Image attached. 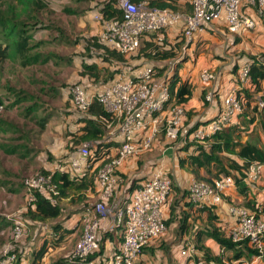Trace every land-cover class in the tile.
<instances>
[{"label": "built area", "instance_id": "built-area-1", "mask_svg": "<svg viewBox=\"0 0 264 264\" xmlns=\"http://www.w3.org/2000/svg\"><path fill=\"white\" fill-rule=\"evenodd\" d=\"M187 2L190 6L189 13L149 6L147 0H114L115 7L120 10L119 18L104 19L97 10L93 14V19L99 23L98 40L109 49L130 55L138 49L143 35L157 33V39L160 41L159 32L176 24H181L178 39L180 36L183 44L187 45L194 41L198 33L211 29L212 23L218 20L223 21L226 31L232 35L253 29L255 21L243 8L251 9L256 18L264 23V0ZM176 60L175 57L154 64H142L131 73L122 71L108 81L91 85V88L89 83H74L69 86L70 102L77 112L85 113L95 100L112 120L116 121L117 128L113 137L118 140L119 145L115 153L96 168L95 201L83 209L85 219L74 243L73 253L67 258L68 264H134L143 248L164 235L166 224L163 221V209L170 193L171 180L160 165L161 161L124 200L116 201L114 195L121 182L118 168L127 157L146 151L152 140L160 134L170 141L171 147L178 144L175 131L181 122L184 109L172 104L165 108L168 99L166 79L173 71ZM248 66L245 62L238 68L239 86L248 82ZM155 67L161 70L159 75ZM218 76V71L209 69H202L198 74L200 82L208 85L215 82ZM237 90L238 87H231L220 98V110L216 117L193 130L192 138L196 142L203 144L207 137L228 126L241 112L242 103L236 95ZM214 91H217L216 85H209L203 94V100L211 102L214 99ZM256 102L258 107H264V101L260 97L256 98ZM2 110L3 105L0 104V112ZM110 139V136H106L101 142L108 143ZM88 143L85 141L79 144L65 163V168L71 174H77L83 167L88 166ZM263 170V163H250L243 181L252 188ZM231 186L232 179L225 176L211 179V183L192 179L187 185L188 200L197 205L215 206L222 202L223 192ZM40 191L57 197L58 191L49 174L37 175L23 182L26 203L31 204L35 193ZM21 210L22 208L13 215L6 216L11 221L10 237L0 253V264H14L16 253L12 250L13 247L26 240L29 235L27 221L20 216ZM227 213L233 223L229 230L231 240H248L260 249L262 242L259 240L264 236V189L253 209L228 203ZM119 229L122 230V239L117 247L109 252L107 262H104L103 257L97 255L99 232L116 233ZM179 252L189 260L186 264H204L192 257L186 241ZM88 255L94 257L87 258Z\"/></svg>", "mask_w": 264, "mask_h": 264}, {"label": "rangeland", "instance_id": "rangeland-1", "mask_svg": "<svg viewBox=\"0 0 264 264\" xmlns=\"http://www.w3.org/2000/svg\"><path fill=\"white\" fill-rule=\"evenodd\" d=\"M17 1H11L14 12L15 9L16 11H22L24 7L19 6L20 4ZM102 1L45 0L47 6L40 9L35 8L30 3L28 8L24 7V9L26 11L32 9L34 14L31 16L35 17L37 22L33 23L32 18L26 19V21L19 18L28 25L25 27V33L30 36L29 53L37 54L38 62L22 67L18 60L14 61L11 59L2 64V69L0 70V101L3 106L7 107L13 102V96L15 98L18 97L19 101H21V97H25L23 99L25 100V95L36 96L34 97L35 102L31 101L33 98H27V101H21L10 108L9 112L6 110L0 112V123H3L0 128V253L5 244L9 242L10 237L11 221L6 216L13 215L18 209L24 207L26 203L23 182L26 179L43 174L39 172L41 169H53L57 165L65 164L79 145H73V137L68 131H74L77 124L75 121L80 116V113L69 104L67 93L71 84L82 82L85 79L88 82H94L89 78L81 77L79 72L81 71L82 62H99L98 58L94 56L96 51H91V57L88 58L86 56L89 52L85 51L84 40L92 35H97L96 30L97 27L99 29V23L95 22L93 14L96 13L95 9ZM67 8L70 11L77 10L78 12L76 14L75 12L66 13L64 9ZM179 11L189 13L190 9L189 11ZM2 12H4V8L0 1V16H3ZM20 16L18 14L15 17L18 18ZM94 26H96V29ZM147 36L149 35L145 37ZM160 37L162 38V35ZM201 41H205L202 46L203 49L200 47V42L197 45L193 44L187 47L189 44L184 45L176 37L170 41L171 44L179 43L178 47L175 48L178 61L176 60L174 63L173 69L179 67L183 70V73L187 74L188 71L186 70L196 60L194 52L199 50L202 52L201 57L203 56L204 63L207 59L218 63L216 68L206 66L210 70L218 72L223 67L231 71L236 68V65L241 66L248 61L250 54L254 57H259V59H264V53L252 46L251 43L247 42L250 45L247 47L237 45V38L235 36L233 38L232 35L228 37L226 32L217 40L213 39L211 41L210 38L206 37V39L202 38ZM4 43L10 45L11 41L9 38L5 39L0 33V44ZM44 55H49L51 59L45 62V58H42ZM60 56H65V58L60 59ZM39 58L44 61L41 62ZM126 59L128 61L118 68L121 71L125 69L129 72L142 64H147L144 60L138 59L134 53L128 55ZM184 59L188 61V64L185 66L179 65L178 62L181 61L182 63ZM103 66L104 69L108 68V65L104 64ZM101 80L102 82L105 81ZM40 86L43 87L44 92L39 91ZM49 88L53 89V91L48 92L47 89ZM18 90L23 91V93L18 92ZM50 93L53 98H50ZM33 103L40 105L39 111L34 114L35 116H32L33 114L23 116V111L28 106L33 105ZM43 114H48L45 129L41 133H36L34 119L36 116ZM239 114L234 117L236 122L243 118L244 110ZM262 120L264 123V118L261 119L257 114L254 122L247 127L245 132L247 136L241 137L242 143L247 137L250 143L264 150V126H262ZM171 145L160 134L152 140L151 146L146 151L127 157L121 165L122 167L126 166L128 171L123 172L119 168L117 172L121 181L118 187L124 186L130 180V176L134 174L150 172L161 160L168 164L170 173V168L175 165L178 157L176 145L173 148L170 147ZM88 146L91 151L94 150L92 143L89 142ZM169 147L172 149H169ZM9 148H12L11 152H7ZM99 164H96L94 168L96 169ZM261 180L264 183V170L258 182ZM81 202V200L77 199L75 191H68V197L59 201L62 213L57 218L58 221L66 220L67 214H73L72 211H75L73 208L79 206ZM23 218L27 221L29 235L25 241H22L26 247V254L21 257L20 263L28 264L31 257L30 252L43 239L48 238L50 240V228L56 219L32 223L26 217ZM69 221L71 222V220ZM81 224L82 222L80 225L78 223L79 226ZM174 232L175 225L172 224L169 228V233L173 234ZM78 237L79 233L77 232L75 236H70L60 241L57 247L49 248L42 257L41 264H68L66 260L73 253L74 243ZM49 243L51 244V242ZM261 247L264 248L263 244ZM175 250L172 246L170 247L169 240L163 239L161 236L150 246L143 248L141 255L136 261L139 264H185V258L180 255V250L178 248ZM212 253L222 254L224 260L225 257L227 258L231 255L228 251L221 253L219 249H215ZM180 257L184 258V262H179ZM241 264H264V261L258 257L246 255L242 258Z\"/></svg>", "mask_w": 264, "mask_h": 264}, {"label": "trees", "instance_id": "trees-1", "mask_svg": "<svg viewBox=\"0 0 264 264\" xmlns=\"http://www.w3.org/2000/svg\"><path fill=\"white\" fill-rule=\"evenodd\" d=\"M0 1L2 2L4 8V12H2L3 16H0V33L4 36L5 39L9 38V40L11 41L10 45L7 43L0 44V70L2 69V64L7 60L10 61L11 59L14 61L18 60L20 66L22 67L37 63L38 55L29 53L28 46L30 36L25 33V27L28 25H26L27 23H24V21L19 18H22L25 21L26 19L32 18L33 23H36L37 19L31 16L34 14L33 10L31 9L29 11H26L24 7L28 8L29 4L31 3L35 8H43L47 6L45 0H18L17 2L18 4H20L19 6L24 7L22 11H16L15 9L16 13L14 12V7L11 5L12 0ZM131 1L136 2L138 0ZM166 1L174 2V0ZM147 2L149 6H154L157 8L167 7L171 10H174V7L169 3H165L164 0H147ZM96 10L104 19L120 17V10L115 7L114 0H103L98 5L97 9H95V11ZM64 11L66 13L75 12V14L78 12L77 10L70 11L68 8L64 9ZM18 14H20L21 16L18 18L15 17ZM179 33L180 29L178 35ZM146 35L149 36L145 37ZM157 35V33H151L142 36L140 45L134 53L138 59L144 60L146 63L154 64L160 60H169L176 57L175 48L178 47L179 43H168L164 36V30L159 32V35H162L160 41L157 39ZM176 39H178V36ZM178 40L182 41V39H180V36ZM84 44L85 51L89 52L88 55H86L88 58L92 56L91 51H96L94 56H96L99 61L105 62L109 65L111 63H115L116 65H123L128 61V59H126L128 55H124L115 50L107 48L101 42H99L97 35H92L86 38L84 40ZM189 46L190 44L187 47ZM198 54V51L194 52L195 57ZM42 58H45V62L51 59L49 55H44L42 56ZM42 58H39V60H41ZM61 58L64 59L65 56H60V59ZM43 61L44 60H41V62ZM184 61H186V59L182 60V62ZM81 64V71L79 72V75L81 77L92 78V81L98 80L101 76L105 81L110 80L113 78L114 74H118L116 70L110 69L108 71V68L104 69V72H102L101 69L98 68L96 61L87 63L82 62ZM178 64L180 65L181 61H179ZM247 64L249 65V78L248 82L246 83L247 86L244 84L241 89H238L236 91V95L242 103V110H244L243 118L239 122L222 127L221 129L207 137L203 144L196 142L192 138V132L198 125H205L209 121L213 120V118L216 117L217 113L211 118L198 121L195 124L192 123L193 125L191 124L192 126L189 127V122L191 120L190 118L193 113L191 110H186L183 105H185L191 97L192 86L187 79L182 80L179 77L177 73L179 67H175L166 79L168 86V99L165 104V108L167 107V105L172 104L182 106L184 109V116L182 117L181 122L175 131L176 140L178 143L176 145L178 151V157L176 160L177 167L183 172L189 174L194 180L197 181H205L211 183V179H218L219 176L230 177L237 194L241 195L244 198L242 204L240 205L247 209H253L254 205H256L260 199L256 201L254 200L253 195L250 198H247V196L248 193L256 194L257 183L253 185L252 188H250L243 181V178L245 176L246 168L250 163L257 162L264 164V150L258 148L255 144L250 143L248 140H245L242 143L240 139L243 135H245L247 127L257 118V114L261 119L264 118V107H258L256 97L254 95L255 93H258L262 90L261 84L264 80V59L250 56ZM238 66L239 65H236V68L230 71L232 73H235L234 79L236 81H238ZM155 70L157 71V75L161 73V70L158 67H155ZM120 71L121 70L118 69V72ZM79 83L88 82L82 81ZM247 87L251 91H249ZM39 91L44 92L43 87L40 86ZM47 91L51 92L53 91V89L49 88L47 89ZM18 92L23 93V91L21 90H18ZM25 96L26 101L27 98H33V100L31 101H34V97L36 95ZM214 96L217 99V91H214ZM68 97L69 104H71L69 94ZM24 98L21 97L20 100L25 101L23 100ZM50 98H53L51 93ZM260 98L264 101L263 95H261ZM21 101H19L18 97L15 98V96H13V102L7 107L3 106L2 112L5 110L9 112L10 108L17 105V103ZM0 104H2L1 101ZM39 109L40 105L33 103V105L28 106L23 111L22 115L27 116V114H33L32 116H35L34 114L39 111ZM219 110L220 105L217 112ZM254 115L256 116L254 117ZM47 119L48 114H43L41 116L35 117L34 125L36 126V133H40L44 130ZM111 120L112 118L110 117V115L107 114L103 110L101 105L95 100L91 102L85 113H80V116L75 121L76 123H80L77 129L79 134H70L73 137V145H78L85 141L92 142V144L95 145L94 150H90V155L87 158V162H89L90 164L89 168H85V170L80 174H71L69 170L65 168V164L57 165L51 170L41 169L39 171L40 173L50 175L51 182L55 185V188L58 191V195L57 197H54L43 191L36 192L34 201H32L31 204L25 203L20 212L21 217H26L27 220L31 221L32 223L44 222L47 219H57L62 213V207L59 205V201L62 198L68 197V191L72 190L75 192H94L96 169L93 168V170L91 171L90 169L91 166H93V164H95L96 162L102 163L109 157V144L101 143L100 138L105 134L106 124L110 123ZM1 124L3 123H0V128ZM262 126H264L263 120ZM183 129L186 131H184ZM11 150L12 148H9L7 149V152H11ZM133 183L134 182H130L129 188H131ZM170 191L171 193H174V195L172 196L168 204L165 203L167 206V211L164 215L163 221L166 225H168V223L173 221V219L178 220L180 233L185 235L186 237L181 241V243L183 245L185 241L188 242L193 258H195L196 260H200L204 264H241L242 258L246 255L258 257L264 261V248L261 247L260 249H258L256 247V244H250L248 240L233 242L229 235L230 228L226 231L223 230L221 226L217 225L219 222L218 216L216 215L214 210V206L193 205L194 203L192 204L188 200L187 188L180 190L178 187L174 186L171 183ZM81 196V194H77L78 199ZM166 201H168V197ZM180 201L185 206H188L192 211H194L197 216L193 217L194 215H192L191 217H189L188 214L182 213L181 216L176 217L175 210L178 202ZM187 220H192V223L188 224ZM195 222L197 223L195 224ZM190 225L192 226L189 228ZM50 229V240H48V238L43 239L39 243V245L30 252L31 257L29 264H39L42 257L48 251L49 247L57 246L60 241L65 239L73 231L65 227L63 221L60 222L58 220L55 221ZM110 233L116 236L118 242L114 249L122 239L121 229L116 231V233L109 231L99 232V251L97 255L103 257L104 262H107L108 255L103 254L101 244L105 236H109ZM206 238L211 239L220 249L221 253L223 251H228L231 253L229 257H225L226 261L222 257V254H212L209 247L204 245V240ZM263 241L264 236L260 238L259 242L263 243ZM49 242H51V244ZM18 244H16V246H14L12 249L16 253V261L14 264H18L21 257L26 254V247L24 246V242H19ZM93 257L94 255L87 256V258ZM188 261L189 260L185 258V262Z\"/></svg>", "mask_w": 264, "mask_h": 264}, {"label": "crops", "instance_id": "crops-1", "mask_svg": "<svg viewBox=\"0 0 264 264\" xmlns=\"http://www.w3.org/2000/svg\"><path fill=\"white\" fill-rule=\"evenodd\" d=\"M164 1H165V3L171 4L174 7L173 8L174 10L189 11V9H190V6H189V3L187 2V0H174V2H172V1L168 2L166 0H164ZM243 11L245 13H247L251 18L254 19L255 26H254L253 29L242 31V33L239 34L238 36H236V34H234L232 36H233V38H234V36L237 38V42H238L237 45H240L242 47H247V46H250L249 44L251 43L252 46H255L259 51L264 53V23L260 22L256 18V16L253 14V11L251 9L243 8ZM94 27L96 29V26H94ZM180 27H181V24H177V25H173V26L168 27V28L165 29L164 36H165V38H166L168 43H170V41H172L175 37L177 38V36H178L177 32L179 31ZM96 31L97 32L99 31L98 27H97ZM224 32H226L228 37H230L231 34L226 31V28L224 26L223 21H221V20L215 21V22L212 23L211 29H207L205 31H202V32L198 33L195 36L194 41L190 44V46H192L193 44L197 45L198 42H200V47L203 49L202 46L205 43V41H201L202 38L206 39V37H208V38L211 39V41L213 39L217 40L218 38H221L223 36ZM200 51L201 50L198 51L199 54L195 57L196 60L193 63H191V67L188 70H186V71H188L187 74L183 73L182 72L183 70L180 69V68L177 70V73H178L179 77L182 80L187 79L190 82L191 86H192L191 97L188 100V102L185 105H183V107L186 110H191L192 113H193L191 118H190L191 120L189 122V127H191L193 124L197 123L198 121L206 120L208 118L213 117L217 113V110L219 108L220 98L231 87L234 86V87H238V89H241L242 86H243L242 84H240V86H239L238 81H236L234 79V77H235V73L234 72L233 73L230 72V70L227 69L226 67H223L222 69L219 68L221 70L219 71L220 74L217 77L216 81L209 84L210 86L216 85V87H217V95H218L217 99L214 96V99L211 102H209V103L203 101V94L209 88V85L208 84H203L202 82H200L198 74H199V72L202 69H209L207 67L216 68L218 63H215L214 60L210 61L209 59H207V61H205V63H204V61H203L204 58H203V56L201 57V55H202L201 53L202 52H200ZM250 55L253 56L252 54H250ZM195 62H196V66H195ZM96 64H97L98 68L101 69L102 72H104L103 71V69H104L103 65L104 64L108 65L109 70L110 69L111 70H116L117 73H118V68H120V66H121V65H116L115 63H111L110 64L111 66H109V64H107L105 62H101V61H99V62L96 61ZM186 64H188L187 60L181 63L182 66H185ZM203 66H205V67H203ZM183 69H185V68L183 67ZM122 71L128 72L125 69H123ZM122 71H120V72H122ZM131 72H132V70L129 71L128 73H131ZM116 75L114 74L113 77H115ZM85 78H87V77H85ZM89 79H92V78H89ZM101 79H103L102 76L98 80H94L93 83L88 82L86 79L83 80V81L88 82L90 84V88H91V85H94V84L97 85V84L101 83L102 82ZM106 81H108V80H106ZM88 83H85V84H88ZM247 89L249 91H251L248 87H247ZM261 89L262 90L260 92L254 94L256 98L260 97L261 95L264 96V80H263V82L261 84ZM233 123H236L234 118L229 123V125L233 124ZM79 125H80V123H77L76 124V128L74 129V131H68V133L69 134L70 133L79 134V132L77 131ZM116 128L117 127H116V121L115 120H112L110 123H107L106 124L105 134L100 138V141H102V138H105L106 136H110L111 137L110 142H108V143L101 142L103 144H109V147H108V155L109 156H111V155H113L115 153L116 148L119 145L118 140L114 139V137H113ZM243 136H247V135H243ZM245 140H248L247 137H246ZM170 147H169V149H172L174 146H172V148H170ZM94 148H95V145H94ZM96 164H98V162H96L95 164H93V166H91L90 171L93 170V168H94V166ZM160 165L163 167V169H165V172L168 175V177L170 178L171 183L174 186L178 187L180 190L187 188V185L193 179L189 174H187V173L183 172L182 170H180L177 167V163H175V165H173L172 168H170V173L168 171V164L165 163L164 160H161ZM89 166H90V164H88L87 167L89 168ZM87 167H83L80 171H78V174L83 172L85 170V168H87ZM119 168H121L120 171H123V172H127L128 171L126 166L122 167V165H121ZM119 168H118V170H119ZM45 169H47V168H45ZM51 169L52 168H50L48 170H51ZM148 173L145 172L144 174H140L139 173V174H134L133 176H130V178H129L130 180L124 186H119L118 187V189L116 190L115 195H114L115 196L114 200H116V201L124 200L126 198V196L130 193V191L134 187H136L142 181V179L147 176ZM130 182H134L133 185L131 186V188H129ZM256 188H257L256 189V194H249L248 193L247 198L252 197V195L254 196L253 198L256 201H258L261 198V195L263 194V189H264L263 180H261L260 182H257ZM76 193L82 195L79 198V200H81L82 202L80 203L79 206L73 208L75 210V211H72L73 214H71V215L67 214L66 220L63 219L64 226L69 228V229H71V230H73L71 232V234L68 235L66 238H68L70 236L71 237L75 236L77 234V232L80 234L82 224H81V226H79V225H80L81 222L83 223V220L85 219L84 212H82V211H83L85 206L91 205L95 201L94 192H82V191L80 192L79 191V192H76ZM173 195H174V193H171V195L169 194L168 201L170 200V198H172ZM62 199H64V198H62ZM110 200L112 201L113 198L110 199ZM243 200H244V198L241 195L237 194L234 186L228 187L223 192L222 202L214 206V210H215L216 215L218 216V222H219L217 225L221 226V228L223 230H226V231L229 228H231L233 223H232V219H231L230 215L227 213V204L228 203H233V204L240 205V204H242ZM168 201L166 202L167 204H168ZM193 205H197V204H193ZM163 210H164L163 214L165 215L166 211H167L166 204L164 205V209ZM175 212H176V217L181 216L182 213L188 214L189 217H191L192 215H194L193 217L197 216V214L194 213V211H192L188 206H185L183 203H181V201L178 202V205L176 207ZM56 220H58V219H56ZM69 220H71V222ZM187 222H188V224L189 223L191 224L192 220H187ZM197 222H195V224ZM78 223H79V225H78ZM172 224L175 225V232L173 234H170L169 233V228H170V226ZM191 226L192 225H190L189 228ZM106 234H108V233H106ZM110 235H111V237H110ZM162 238L166 239V240H169L170 247L172 246V248L174 250L177 249V248L179 250L181 249V247L183 246L181 241L183 239H185L186 237H185V235L180 233L179 226H178V220L173 219V221L169 222L168 225H166V231H165L164 235L162 236ZM117 243L118 242H117L116 236L112 235L111 233L109 234V236H105V238L103 239L102 244H101V248L103 249L102 250L103 254L108 255L109 252H111V250L116 246ZM262 244L264 246V241H263ZM204 245L209 247L210 251H212V252H214L215 249H219L217 247V245L211 239H208V238H206L204 240ZM55 247H57V246H55ZM55 247H49V248H55ZM219 252H220V249H219ZM139 256L137 258H139ZM182 261L184 262V258L182 259V257H180V261L179 262L182 263ZM66 262H67V260H66ZM41 263L42 262L40 261L39 264H41ZM18 264H21V263L19 262ZM134 264H139V262L135 261Z\"/></svg>", "mask_w": 264, "mask_h": 264}]
</instances>
